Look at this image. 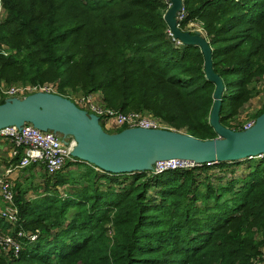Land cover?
<instances>
[{"label": "trees", "instance_id": "1", "mask_svg": "<svg viewBox=\"0 0 264 264\" xmlns=\"http://www.w3.org/2000/svg\"><path fill=\"white\" fill-rule=\"evenodd\" d=\"M3 2L0 43L15 53L0 55V78L58 79L59 90L79 85L99 91L107 106L216 137L209 124L215 85L205 77L200 47L170 34L163 19L168 0ZM183 7L179 27L200 25L223 80L220 122L243 129L230 121L264 77V0H183ZM263 111L264 105L252 119ZM65 168L72 171L48 174L53 187L46 184L35 198L15 185L13 230L24 234L17 254L0 249V264L262 261L264 157L161 172L111 174L79 160ZM9 227L0 215V234Z\"/></svg>", "mask_w": 264, "mask_h": 264}, {"label": "water", "instance_id": "2", "mask_svg": "<svg viewBox=\"0 0 264 264\" xmlns=\"http://www.w3.org/2000/svg\"><path fill=\"white\" fill-rule=\"evenodd\" d=\"M168 1L163 19L173 39L200 47L205 77L215 85L209 124L216 137L201 139L177 130L141 126L108 132L97 115L80 108L66 96L46 91L4 99L0 103V129L7 126L20 129L30 123L40 130L60 134L63 143L70 137L73 157L111 174L152 172L156 162L169 159L208 165L264 157V111L247 128L235 130L221 124L219 110L224 84L213 69L209 42L200 31L189 32L179 27L176 15L183 7V0Z\"/></svg>", "mask_w": 264, "mask_h": 264}, {"label": "built area", "instance_id": "3", "mask_svg": "<svg viewBox=\"0 0 264 264\" xmlns=\"http://www.w3.org/2000/svg\"><path fill=\"white\" fill-rule=\"evenodd\" d=\"M5 14L4 2L0 0V23L3 21ZM184 16V7H182L176 15L178 25H180L179 21H181ZM185 29L189 32L198 30L202 35L204 34L200 25L195 22H189L185 26ZM5 53L6 52L0 44V55H5ZM35 91L56 93L55 87L51 83L30 85L7 83L0 80V103L8 97H23ZM72 101L87 112L97 115L100 124L105 130L121 126L163 128L157 119L147 117L140 111L124 112L107 106L100 92L86 93L76 100L72 99ZM253 122L254 120L244 125L243 128L249 127ZM0 138L6 139L11 144L8 163L5 164L0 172V201L2 202L0 206V215L8 222L10 228L13 229L18 222V209L14 202L15 192L14 184L12 183L14 174L29 165H41L47 174L54 175L62 171L68 162H73L77 159L71 155L73 146L72 138L69 137L67 143H63L60 134L51 130H40L30 123L23 124L20 129L16 126H7L0 129ZM192 166H196V164L189 160H162L154 164V171L152 172H161L166 169L188 168ZM23 234L21 229H17L14 233L6 232L2 234L0 236V249L4 251L9 249L12 250L14 254H17L21 249V237ZM35 237L36 235L31 236L32 239Z\"/></svg>", "mask_w": 264, "mask_h": 264}, {"label": "rangeland", "instance_id": "4", "mask_svg": "<svg viewBox=\"0 0 264 264\" xmlns=\"http://www.w3.org/2000/svg\"><path fill=\"white\" fill-rule=\"evenodd\" d=\"M2 48L4 49V51L7 53L2 54L3 56L7 57L9 55H12L15 53L14 49L10 48L9 45H7L6 43H0ZM0 80L5 81L7 83H15V84H30V85H37V84H44V83H51L54 85L55 87V91L56 93H59L63 96H67L68 98H70L71 100L73 99H77L78 97L86 94V93H99L98 91H91V92H84L82 91V89L79 87V85H75V86H63V88L61 90H59V80H51V79H45L43 82H32V81H21V80H6L5 78H0ZM257 92L255 94L254 97H252L239 111L238 115L235 116L231 121L230 124L234 127L237 126H244L247 125L249 122H251L252 116L253 114L260 109L263 105H264V77L262 78V80H260L257 84ZM114 108V107H113ZM141 113H143V115L147 116V117H153L155 119H157L161 126L163 128H167V129H172V130H177V131H181L184 133H187V127L186 126H182L179 129H176L175 127H173L172 124L166 122L165 120H163L162 118L146 112V111H140ZM119 128V127H118ZM118 128L113 127L110 129H107V131H112L115 132L118 130ZM216 134V133H215ZM3 141V140H0ZM7 147L4 146V144H2L0 142V172H1V167L3 165H5L8 161L7 155H6V149ZM242 166H238L236 169H238V172L240 175H243L245 173V171H243L242 168L246 167L245 162L243 164H241ZM71 172L72 168H70L69 170L66 169L65 167L62 169V172ZM49 180V182H48ZM216 181H214L215 183ZM12 183L14 184V188L15 185H17L20 189L19 193H24V195H26V197H28L29 199L35 198V196H37V192H41L42 189L44 187H46V184L49 185V187H53V176H48V174H45V171L43 169V167L41 165L39 166H31V167H25L23 169H21L18 173L14 174L13 179H12ZM58 191L60 193H63L65 190L64 186H57ZM2 204V202H1ZM6 232H10V233H14V230L12 228H7L3 233ZM0 234V235H1ZM263 252H262V261L259 262L258 264H264V246L262 248Z\"/></svg>", "mask_w": 264, "mask_h": 264}, {"label": "crops", "instance_id": "5", "mask_svg": "<svg viewBox=\"0 0 264 264\" xmlns=\"http://www.w3.org/2000/svg\"><path fill=\"white\" fill-rule=\"evenodd\" d=\"M0 140H3V141H0L2 144H4V146H6L7 148V150L5 151L6 152V155H7V158H8V160H9V149H10V146H11V144H10V142L9 141H7L6 139H1L0 138ZM7 163H8V161H7ZM6 163V164H7ZM5 165H3L1 168L3 169V167H4ZM2 169H1V171H2ZM0 206H1V201H0Z\"/></svg>", "mask_w": 264, "mask_h": 264}]
</instances>
